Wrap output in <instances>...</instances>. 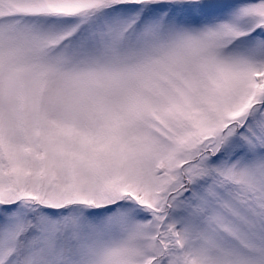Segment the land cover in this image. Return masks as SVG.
Listing matches in <instances>:
<instances>
[{
	"label": "snow or ice",
	"instance_id": "snow-or-ice-1",
	"mask_svg": "<svg viewBox=\"0 0 264 264\" xmlns=\"http://www.w3.org/2000/svg\"><path fill=\"white\" fill-rule=\"evenodd\" d=\"M0 264H264V0H0Z\"/></svg>",
	"mask_w": 264,
	"mask_h": 264
}]
</instances>
